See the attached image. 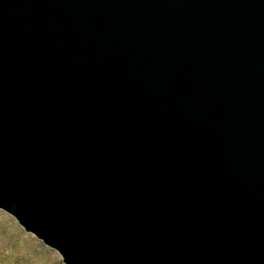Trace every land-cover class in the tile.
I'll return each instance as SVG.
<instances>
[{
    "label": "water",
    "instance_id": "95a60500",
    "mask_svg": "<svg viewBox=\"0 0 264 264\" xmlns=\"http://www.w3.org/2000/svg\"><path fill=\"white\" fill-rule=\"evenodd\" d=\"M0 210L64 264H264V0H0Z\"/></svg>",
    "mask_w": 264,
    "mask_h": 264
},
{
    "label": "rangeland",
    "instance_id": "374dc122",
    "mask_svg": "<svg viewBox=\"0 0 264 264\" xmlns=\"http://www.w3.org/2000/svg\"><path fill=\"white\" fill-rule=\"evenodd\" d=\"M0 264H64L61 255L0 210Z\"/></svg>",
    "mask_w": 264,
    "mask_h": 264
}]
</instances>
